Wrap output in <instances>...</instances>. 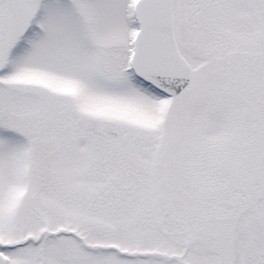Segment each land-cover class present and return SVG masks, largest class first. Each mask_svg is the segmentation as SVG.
<instances>
[{
	"label": "snow or ice",
	"instance_id": "1",
	"mask_svg": "<svg viewBox=\"0 0 264 264\" xmlns=\"http://www.w3.org/2000/svg\"><path fill=\"white\" fill-rule=\"evenodd\" d=\"M0 264H264V0H0Z\"/></svg>",
	"mask_w": 264,
	"mask_h": 264
}]
</instances>
